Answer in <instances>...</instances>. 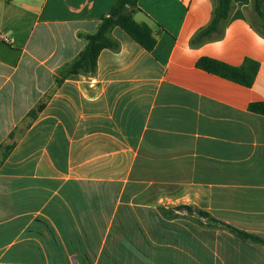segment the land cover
Instances as JSON below:
<instances>
[{
	"label": "crops",
	"instance_id": "1",
	"mask_svg": "<svg viewBox=\"0 0 264 264\" xmlns=\"http://www.w3.org/2000/svg\"><path fill=\"white\" fill-rule=\"evenodd\" d=\"M114 0H0V264H264V38L232 0L222 39L190 46L212 0H138L156 46L116 27L66 76ZM260 68L245 87L196 67ZM42 105L34 117L31 110Z\"/></svg>",
	"mask_w": 264,
	"mask_h": 264
},
{
	"label": "trees",
	"instance_id": "2",
	"mask_svg": "<svg viewBox=\"0 0 264 264\" xmlns=\"http://www.w3.org/2000/svg\"><path fill=\"white\" fill-rule=\"evenodd\" d=\"M214 7L209 23L200 28L190 40V46L200 47L205 43L220 40L225 34V26L230 18L233 4L232 0H212ZM138 0H114L108 12L101 17L97 29L94 33L85 35V47L78 54L76 59L65 69L66 76L75 74H92L96 71L97 61L100 53L104 49H118L119 43L111 36L114 28L122 29L133 41L138 43L147 51H152L156 46V37L152 27L147 23H138L133 13L138 10ZM252 14L250 24L252 28L264 38V0H252ZM196 67L206 72L212 73L239 85L251 87L257 77L260 64L250 58H246L240 66H232L222 61L202 57L196 62ZM42 105L30 111V117H34L40 111ZM249 111L264 116V101L249 104ZM160 214L166 219L180 217L177 212H186L195 215L194 221L202 223L206 219L208 224L220 225L231 233L242 239L264 246V239L242 232L230 225L216 220L211 215L197 210L192 205H178L174 207L159 206Z\"/></svg>",
	"mask_w": 264,
	"mask_h": 264
}]
</instances>
